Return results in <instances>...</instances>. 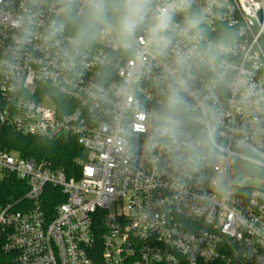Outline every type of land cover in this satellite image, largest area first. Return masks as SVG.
Wrapping results in <instances>:
<instances>
[{
	"label": "built area",
	"instance_id": "obj_1",
	"mask_svg": "<svg viewBox=\"0 0 264 264\" xmlns=\"http://www.w3.org/2000/svg\"><path fill=\"white\" fill-rule=\"evenodd\" d=\"M195 7L208 9L210 39L231 42L223 82L209 92L201 73L189 97L215 110L217 148L178 169L167 148L148 146L166 60L100 42L68 70L66 39L43 38L55 0H0V185L19 180L0 202V264H264V176L245 172L264 170V0ZM32 11L38 25L22 45ZM8 129L75 137L86 155L69 176L10 149ZM185 132L197 138L203 125L189 120Z\"/></svg>",
	"mask_w": 264,
	"mask_h": 264
},
{
	"label": "clouds",
	"instance_id": "obj_2",
	"mask_svg": "<svg viewBox=\"0 0 264 264\" xmlns=\"http://www.w3.org/2000/svg\"><path fill=\"white\" fill-rule=\"evenodd\" d=\"M55 18L45 29L44 40L61 49L65 67L72 70L97 43L113 50L151 55L166 60L160 81L162 99L149 114L150 149L165 147L176 167L197 168L214 154L218 117L207 105L198 109L190 101L194 82L201 73L209 79V92L223 82L230 37L209 38L208 9L196 0H55ZM41 0H33L38 7ZM39 11L21 18L20 44H27L38 25ZM66 30L71 35L65 37ZM140 119H145L144 115ZM203 125L197 138L188 136L185 124Z\"/></svg>",
	"mask_w": 264,
	"mask_h": 264
},
{
	"label": "trees",
	"instance_id": "obj_3",
	"mask_svg": "<svg viewBox=\"0 0 264 264\" xmlns=\"http://www.w3.org/2000/svg\"><path fill=\"white\" fill-rule=\"evenodd\" d=\"M6 142L10 149L19 152L22 156L46 161L52 167L66 171L69 176H74L75 174V159L86 155V151L78 143V140L71 136L56 138L26 136L8 129L6 131ZM245 172L264 176V170L256 169L246 163ZM17 182H19L18 179L11 178L0 185V202L13 199L16 196L13 190L17 186ZM50 204V206L57 205L56 201L52 200Z\"/></svg>",
	"mask_w": 264,
	"mask_h": 264
}]
</instances>
